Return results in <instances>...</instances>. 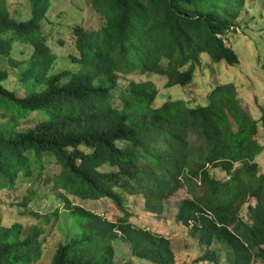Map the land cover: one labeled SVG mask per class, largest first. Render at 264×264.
<instances>
[{"label":"trees","instance_id":"1","mask_svg":"<svg viewBox=\"0 0 264 264\" xmlns=\"http://www.w3.org/2000/svg\"><path fill=\"white\" fill-rule=\"evenodd\" d=\"M28 1L31 17L18 21L0 0V56L19 66L11 56L13 44L32 45L20 78L30 91L41 84L46 88L18 98L4 88L8 74L0 71V98L10 103L13 120L35 111L48 119L22 132L16 122L0 126V190L13 187L23 174L28 178L32 166L42 168L45 158L57 162L61 173L51 192L31 191L22 204L43 208L62 200L67 215L80 225V239L60 245L51 264H113L119 244L139 261L177 264L172 242L135 229L129 212L142 203L148 213L162 216L183 188L191 198L178 204L176 222L206 247L200 261L264 264V174L256 161L264 151L257 141L260 121L244 109L236 86L218 85L209 105L196 108L171 99L155 108L158 89L151 81L116 91L119 74L138 71L167 77L168 88L186 87L203 54L213 62L239 65L226 36L240 29L247 0H90L104 24L99 31L75 26L80 55L72 60L86 69L78 75L68 70L49 75L57 56L41 23L51 0ZM261 122L264 126V113ZM105 166L110 170L102 171ZM212 169L226 178H215ZM62 193L68 198L59 197ZM35 198L39 201H30ZM71 200L110 201L123 217L113 223ZM252 200L256 205L249 206L247 222L243 211ZM42 235L38 228L26 233L19 224L11 230L0 225V264L39 263Z\"/></svg>","mask_w":264,"mask_h":264},{"label":"rangeland","instance_id":"2","mask_svg":"<svg viewBox=\"0 0 264 264\" xmlns=\"http://www.w3.org/2000/svg\"><path fill=\"white\" fill-rule=\"evenodd\" d=\"M8 7L19 20H27L30 17V4L28 0H7ZM104 24V19L93 8L90 0H51V7L43 21V33L57 60L49 71L52 75L60 70H68L74 75L86 72L80 64L74 63L72 58H79L74 34V27L81 25L89 31H99ZM226 36V44L237 54L240 64L230 66L226 62H213L207 54L202 55L201 63L196 66L192 84L182 87H166L167 77L156 74H142L136 72L130 76H121V89L127 87L132 81L139 83L152 81L158 89V97L154 103L155 108H160L167 100L183 101L187 107L196 108L209 105V94L218 85L233 84L238 91V97L244 109L250 116L259 122V134L257 141L264 147V126L261 122L264 113V0H247L245 11L240 19V29ZM32 47L20 42L14 44L13 58L21 63L19 66L10 65L8 58L0 56V70L9 74L4 86L12 89L19 97H26L32 93H40L45 90L43 84L34 87L32 91L26 88L21 81L20 73L25 68ZM117 93L115 103L118 104ZM13 113L7 109L6 102L0 98V126L8 122L12 126L17 123L18 132L33 129L39 122L45 121L47 116L40 112L27 113L23 117L12 119ZM191 141L199 145L196 135H192ZM88 152V150H85ZM261 174H264V151L257 158ZM102 171H108V166L102 167ZM61 169L53 158H45L42 169L34 166L28 178H20L13 189L0 191V216L4 227L15 224H24L29 228L37 220L29 216L30 212L54 214L59 209V216L50 221L49 226H41L43 229L42 251L43 257L37 264H51L58 247L75 235L74 229H69L66 234L65 226L69 225L68 215L64 201L59 200L57 205H48L41 208L29 204L23 208L31 191L38 194L51 192L52 180L58 177ZM212 176L219 180L226 178V173L220 169H212ZM198 195L202 190L196 189ZM68 198L65 193L59 197ZM186 188L179 190L167 203L166 211L162 216H155L144 210V204L138 203L131 206L130 222L135 229H145L154 234L164 236L172 242L177 264H209L200 261L207 249L192 239L185 229L176 222L177 207L180 201L190 199ZM30 201H39L31 199ZM74 206H80L87 211L99 215L110 222H116L122 218L116 207L110 201H98L82 203L79 200H71ZM256 205V201L247 205L243 211V218L250 222L249 206ZM65 215V219L61 217ZM218 248V246H216ZM114 264H149L135 259L126 244L116 246ZM176 264V262H175Z\"/></svg>","mask_w":264,"mask_h":264},{"label":"clouds","instance_id":"3","mask_svg":"<svg viewBox=\"0 0 264 264\" xmlns=\"http://www.w3.org/2000/svg\"><path fill=\"white\" fill-rule=\"evenodd\" d=\"M6 1V3H4V5H5V7H6V9H7V11H8V13L9 14H11V16L12 17H14L16 20H18V21H25V20H19V19H17L14 15H13V13H12V11H11V9L8 7V3H7V0H5ZM30 4V3H29ZM50 10V9H49ZM49 12V11H48ZM48 14V13H47ZM30 17H31V6H30ZM29 17V18H30ZM46 18V17H45ZM44 18V19H45ZM44 19H43V21H44ZM28 20V19H27ZM43 21H42V27H43ZM78 26V25H77ZM41 27V32H42V34H43V36L46 38V36L44 35V33H43V28ZM75 28V27H74ZM74 30V29H73ZM74 34H75V31H74ZM75 37H76V35H75ZM47 39V38H46ZM17 42H20V43H23V44H26V45H29V46H31L32 47V52H33V46L32 45H30V44H27V43H25V42H23L22 40H17L14 44H16ZM47 43H48V41H47ZM14 44H13V48H14ZM75 44H76V41H75ZM49 45V44H48ZM50 47V46H49ZM76 47H77V45H76ZM52 50V49H51ZM78 50V49H77ZM13 51V50H12ZM53 52V51H52ZM79 52V51H78ZM32 54V53H31ZM11 56H12V53H11ZM2 57H5V56H2ZM6 58H8V57H6ZM12 58H13V56H12ZM14 59V58H13ZM8 60H9V58H8ZM15 60V59H14ZM16 61V60H15ZM19 63V62H18ZM11 65V64H10ZM1 71V70H0ZM3 72H5V71H3ZM138 72H140V71H138ZM7 73V72H6ZM134 73H136V72H134ZM134 73H132V74H134ZM140 73H142V72H140ZM8 74V73H7ZM132 74H130V75H132ZM142 74H150V73H142ZM119 75H122V76H130V75H123V74H119ZM8 78H9V74H8ZM8 78L3 82V86H4V83L5 82H7L8 81ZM120 80H121V76H120V78H119V80H118V88H117V92L118 93H121L122 91H125L126 89H127V87L129 86H127V87H125L124 89H121V85H120ZM132 82H134V81H132ZM145 82H147V81H145ZM152 82V81H151ZM26 86V85H25ZM156 86V85H155ZM188 86V85H187ZM167 87V86H166ZM4 88L6 89L7 87H5L4 86ZM26 88L29 90V92H30V89L26 86ZM157 88V87H156ZM168 88V87H167ZM7 90H9V91H11V92H14L12 89H9V88H7ZM15 94H16V92H14ZM17 95V94H16ZM29 95H27L26 97H28ZM17 97L18 98H21V99H23L22 97H19L18 95H17ZM26 97H24V98H26ZM158 97V96H157ZM4 102H6V107H10V103L8 102V100H6V99H3V98H1ZM35 112H40V113H42L43 114V111H35ZM31 113V112H30ZM48 119V118H47ZM46 119V120H47ZM45 120V121H46ZM41 122H44V121H41ZM41 122H39V123H41ZM38 123V124H39ZM37 124V125H38ZM36 125V126H37ZM35 126V127H36ZM34 127V128H35ZM33 128V129H34ZM30 130H32V129H30ZM28 131V130H27ZM22 132V131H21ZM34 168V166H32V168H31V170H30V173H31V171H32V169ZM36 168L37 169H39V170H41L42 168H41V165H37L36 166ZM25 176H27V175H25V174H23V175H21L18 179H17V181L22 177V178H25ZM16 181V182H17ZM15 185V184H14ZM8 189H13V187H11V188H8ZM3 190V189H2ZM2 190H0V191H2ZM65 212H67V211H65ZM60 213V212H59ZM59 213H55L54 212V214H46V213H39V212H30V214H29V216L31 217V218H33L34 220H37V222L33 225V226H31V227H29V228H27V227H25L24 226V224H22V223H20L19 225H21L22 226V228H23V230L26 232V233H29L31 230H33V229H36V228H38V229H41V230H43L42 228H41V226H49V224H50V221L51 220H54L55 218H58V216H59ZM65 215H63L62 217H61V219H65ZM101 217V216H100ZM103 218V217H102ZM68 222H69V225L68 226H65V231H66V234L68 233V231H69V229H74L75 230V235L73 236V237H71L69 240H67V241H65V243H63V244H61V245H65V244H71L72 242H74V241H77V240H79L80 239V237H81V235H82V231H81V228H80V225H79V223L76 221V220H74V219H72L71 217H69L68 216ZM0 225H2V223H0ZM3 228L4 229H7V230H11L12 228H13V226H11V227H4L3 226ZM44 233V232H43ZM43 236V235H42ZM39 242H40V249L42 250V241H41V238L39 239ZM116 251V250H115ZM114 256H115V252H114V255H113V264H114Z\"/></svg>","mask_w":264,"mask_h":264}]
</instances>
